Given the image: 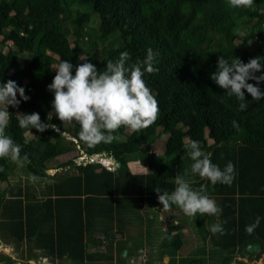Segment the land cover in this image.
Masks as SVG:
<instances>
[{"label":"trees","instance_id":"trees-1","mask_svg":"<svg viewBox=\"0 0 264 264\" xmlns=\"http://www.w3.org/2000/svg\"><path fill=\"white\" fill-rule=\"evenodd\" d=\"M237 29L245 32L242 38ZM254 38L258 43L252 51L249 40ZM73 40H78L76 46ZM149 48L157 54L154 67L158 72L145 73L143 78L158 101V119L143 132L121 128L115 133L118 139L111 143L85 145L79 140V124H62L51 106L53 92L46 86L56 73L54 64L60 62L57 55L84 53L82 62L88 59L102 72L107 61L117 60L121 52L130 54V66L143 61ZM262 53L264 0H254L251 8H233L228 0H0V84L11 79L30 97L21 100L17 108L9 105L12 114L6 132L22 145L21 155L29 157L30 163L22 168L31 177L47 182L42 197L32 187L10 190L6 184L19 164L0 158V209L10 220L2 221L1 229L19 244L26 239L30 252L41 249L62 259L66 255L79 264L110 260L113 255L87 251V237L93 235L96 225H109L105 234L114 243L118 227L130 232L131 218L127 215L131 211L142 216L145 204L162 208L154 189L171 193L176 176H183L194 181L193 188L207 185L206 194L222 209L219 215L198 213L191 220L200 241L197 251L206 254L211 264L215 259H233L250 242L260 244V252L264 251V99L253 101L245 92L248 107L240 110L237 98L210 78L221 55L247 63ZM72 64L74 74L78 64ZM259 87L264 91V82ZM18 112H37L42 122L56 124L60 131L22 129L16 119ZM166 134L163 149L156 154L152 145ZM208 134L211 143L206 142ZM188 137L198 140L221 169L228 162L234 164L236 175L230 186L213 185L191 174L193 161L184 147ZM132 143L137 147L133 152L129 150ZM71 146L80 155L108 156L115 167L98 169L89 162L78 174L49 175L51 168L44 156L52 148ZM132 159L139 160L145 169L134 171L129 164ZM75 165L71 159L56 168ZM256 217H260L259 226L247 232ZM49 220L56 223L50 232L45 226ZM213 224H221L224 234H213ZM176 227H169L162 248H181L179 233L171 234ZM93 242L102 243L99 238ZM204 258L194 257L187 263L204 264Z\"/></svg>","mask_w":264,"mask_h":264},{"label":"clouds","instance_id":"clouds-1","mask_svg":"<svg viewBox=\"0 0 264 264\" xmlns=\"http://www.w3.org/2000/svg\"><path fill=\"white\" fill-rule=\"evenodd\" d=\"M228 3L233 8H251L254 0H228ZM156 55L149 48L143 61H137L129 66L127 61L130 54L124 51L117 60L109 59L102 72L98 70L96 64L85 59L83 63L75 66L74 74L73 64L60 59L59 64L54 67L56 73L52 82L46 86L53 92L51 106L56 117L62 124L78 123L79 140L90 147L118 139L115 133L121 128L128 129L130 133L143 132L159 116L158 101L143 78L145 73L158 72V68L154 67ZM262 68L264 57L261 56L244 63L238 57L229 61L221 55L217 58L216 70L210 74V78L227 91L229 96L234 95L239 101V109L245 110L248 107L245 92L250 94L253 101L264 99V91L259 87L260 82H264ZM258 72L260 75H256ZM249 80L256 83H249ZM17 95L20 99H17ZM29 99L24 87L18 86L15 81L9 79L0 84V158H10L21 167L30 163V160L27 154L21 155L22 145L16 143L6 132L12 114L8 106L17 108L21 100ZM46 118L51 120L52 113H48ZM16 119L22 129L35 128L38 132H43L51 128L60 131L56 124L42 122L37 112L30 114L18 112ZM232 123L234 127H238L236 121ZM24 143L27 144L28 140ZM184 147L188 149V155L193 161L190 166L192 175L198 174L201 179H206L213 185L221 183L230 186L233 183L236 172L232 162H228L221 169L211 161L210 154L202 150L198 140L189 139ZM86 156L92 157L88 154ZM105 158L111 159L108 156ZM187 175L186 172L185 176ZM193 183L194 181L183 176H176V187L171 193L167 191L161 193L159 188L154 191L165 210H170L175 205L188 217L194 218L198 213L201 216L219 215L222 209L206 194L207 185L201 184L197 189L193 188ZM259 223L260 217H256L255 221L247 226V232L252 233ZM210 231L213 234H224L221 224H213Z\"/></svg>","mask_w":264,"mask_h":264},{"label":"rangeland","instance_id":"rangeland-1","mask_svg":"<svg viewBox=\"0 0 264 264\" xmlns=\"http://www.w3.org/2000/svg\"><path fill=\"white\" fill-rule=\"evenodd\" d=\"M93 24L97 27L98 22L95 20ZM238 36L242 38L245 35V32L237 29ZM8 44H11V41H8ZM78 43V40H73L72 45L76 46ZM258 41L254 38V40H249L250 44V50H255L257 46ZM83 44V43H82ZM106 45V44H104ZM101 47V46H100ZM7 50V48H6ZM98 50H100L98 48ZM259 56L264 57V53L260 54ZM58 57L61 60H67L70 63H83L82 59L86 58V55L84 53H81L79 55H76L75 57H61L58 55ZM59 63L54 64V67L57 66ZM56 70V69H55ZM264 71V68H262ZM9 108V106H8ZM186 128V127H185ZM32 131L27 132V135L31 137ZM210 137L209 134L207 135V138ZM168 138V134L163 135L155 144L152 145V150L156 152V154L161 153L163 146L165 144L166 139ZM187 139H191V137H188ZM186 140V138H185ZM212 141L211 138H208L206 140L207 143ZM130 151H136L137 147L132 143L130 146ZM85 160L82 159V156H80L78 149L74 147H57L52 148L45 156L44 161L46 164H48L49 167H57L60 163L67 162L71 159H75L76 165L72 167H68L65 169H49L48 173L57 177H64L71 174H78L80 172L81 168L89 164V162H92L94 166L98 169H100V166L102 167H114L115 161L113 159L105 158V156H92V157H84ZM107 161H106V160ZM160 162V161H159ZM130 166L134 171H142L143 167H141V162L139 160L132 159L130 161ZM82 166V167H80ZM10 182L6 185L8 188L10 187H19L20 189L23 187H32L35 192L40 194V192L44 189L45 185H47L45 178H34L31 177L25 168H22L19 166L16 170L13 171L12 174H10L9 177ZM52 183V181H51ZM203 184V183H201ZM201 184H198L199 186ZM6 186V187H7ZM193 187L196 186L195 183L192 185ZM136 209V208H135ZM175 205L172 206L170 210H165L162 207V215H163V223L165 224V220L168 219L172 213H174ZM138 214V211H137ZM134 213V210L130 212V214L127 215V217H130L131 223H135V226H129L130 232L128 230L118 227L116 231V239L113 243L112 240H110L109 237L105 234V229L109 228V225H103L98 224L96 225L95 231H93L92 236L87 237L88 240V252H94V251H100L104 254H108L109 256L113 257L110 260L104 259L103 261H94V262H87L85 264H177L180 258L184 257L185 255L192 254L195 250L196 252L193 253L189 258H192L194 255L197 258H200L202 256V253L200 251H197V242L200 241L196 239L195 233H192L190 227L188 226L186 228V235H185V243L186 247L185 250H181L178 255L175 258V255L171 257L172 253L175 251L164 249L161 247V239H154L153 242H151V239L148 240V237L146 233L144 232L145 229H143L142 234H138V227L142 225V219L144 216H139ZM116 225H114L115 227ZM165 227V225H163ZM165 230V229H163ZM156 231H162V228L156 229ZM197 232V228H196ZM198 233V232H197ZM196 233V234H197ZM183 237V235H182ZM99 238L102 243L95 245L93 242V239ZM130 241V242H129ZM129 242V243H128ZM133 242V245L131 246V243ZM127 243V246H126ZM19 243L15 242L12 238L10 239H0V263L2 264L4 261L9 262V264H28L27 261H25L24 252L26 250V247L24 244H20V246L24 249V252L17 250V245ZM188 244V245H187ZM9 246V249H8ZM195 248V250H193ZM261 248L257 250V253H254V258L247 259V262L243 260L244 264H252L253 262L255 264H264V251L260 252ZM128 253L126 255L125 253ZM124 252V253H123ZM39 253H44L43 251H39ZM163 253V254H162ZM180 257V258H179ZM55 258V257H54ZM175 259V260H174ZM256 259H259L256 260ZM210 260L208 257L204 258V264H210ZM232 262V259L230 260H221L217 263L213 264H230ZM36 264H79L74 261H70L68 259L64 260H57L53 259L48 256V258L45 257H37L36 258ZM180 264V263H179ZM234 264V262H232Z\"/></svg>","mask_w":264,"mask_h":264},{"label":"crops","instance_id":"crops-1","mask_svg":"<svg viewBox=\"0 0 264 264\" xmlns=\"http://www.w3.org/2000/svg\"><path fill=\"white\" fill-rule=\"evenodd\" d=\"M80 154V153H79ZM87 154H85V155H80V156H86ZM94 157H95V155H93ZM86 158H88V157H86ZM85 159V158H84ZM141 167H143L142 166V164L140 165ZM51 168V167H50ZM51 169H57L56 167H53V168H51ZM145 169V167H143V169H142V171ZM49 175H51V174H49ZM51 176H53V175H51ZM10 188V187H9ZM18 189H20L19 187H17ZM24 188V187H23ZM25 188H26V186H25ZM11 189H16L15 187H11ZM46 189V185H45V187H44V189L43 190H45ZM8 191H9V189H8ZM9 193H11V191H9ZM37 195H38V197H42V196H40V194H41V192H40V194H38L37 192H35ZM0 195H1V192H0ZM46 198L47 197H45V199H44V201L46 200ZM141 210H142V212H144L143 213V215H144V219H143V221H142V225L144 224V226H143V228L141 229V230H138L139 232H138V234H142V231H143V229H145V233H146V235H147V237H148V240L149 239H151V242H153L154 241V239H158V238H160L161 239V242L160 243H162L163 242V240H164V237H165V233L166 232H168V230H169V227L171 226V225H173V226H177L176 228H175V230H173L172 231V235H176V234H178L179 233V238L181 239V242H182V245H181V248L179 249V250H176L174 253H172L171 255V257H173L174 255H175V258H176V256L178 255V253L182 250H185V245H186V243H185V235H186V228L189 226L190 227V229H191V231H192V233H194V231H193V229L191 228V220H193L194 218L193 217H188V216H186L184 213H183V211L181 210V209H179L178 207H175V210H174V213H172L169 217H167L168 219H166L165 220V224L163 223V215H162V213H163V211H162V208H160V206H156V207H152V208H150V206L149 205H147V204H145V206H143V209L141 208ZM2 209H0V224L2 223V221H4V222H10V220H7L8 218H4L5 216H3L4 215V213L2 214ZM173 216V217H172ZM207 216V215H206ZM172 217V218H171ZM12 221H14V220H12ZM127 224H129L130 223V220L129 221H127L126 222ZM136 224H129V226H135ZM142 225H140V227L142 226ZM163 225H165V227H163ZM46 227H47V230H48V232H50L51 231V229L54 227H56V223L54 222H52V221H48L47 223H46V225H45ZM128 226V225H127ZM209 226V225H208ZM137 227H139V226H137ZM140 227H139V229H140ZM157 227L158 228H162V231H156V229H157ZM10 228V227H9ZM27 228V225H25V229ZM18 229H19V227H18ZM163 229H165V230H163ZM182 235H183V237H182ZM10 235H8V232L7 231H4V230H2L1 229V226H0V239L2 238V239H10ZM130 242V241H129ZM155 242V241H154ZM209 243V241L207 240L206 241V244L208 245V243ZM198 243V242H197ZM21 244H24L25 245V247H26V250H25V252H24V249L20 246V244H18L17 245V250L19 249L20 251H22V252H24L25 254H24V257L25 258H23V259H25V261H27V263L28 264H30V263H32V264H36V258L37 257H45V258H48V256L49 257H51V258H53V259H57V260H64V259H66L67 258V256L66 255H64V258L62 259V258H60L59 256H56V255H54V254H50L48 251V253L49 254H45V253H39L38 254V252L39 251H42L41 249H36V250H31V252L29 251V246H28V243H27V240L25 239L23 242H21ZM249 244H253V243H249ZM249 244H247L246 245V247L243 249H241V252H240V254H236L235 256H234V258L232 259V262H234V264H243V260L244 261H246L247 262V259H249V258H254V253H257L258 251H255L254 253H248L247 252V250H246V248H247V246L249 245ZM258 244V243H257ZM133 245V243H131V246ZM188 245V244H187ZM200 245H199V243L197 244V248L199 247ZM259 246H260V244H259ZM162 247V246H161ZM260 248H261V246H260ZM8 249H9V246H8ZM165 249V248H164ZM237 249H239V248H237ZM169 250V249H168ZM193 250H195V248L193 249ZM173 251V250H172ZM94 252H96V251H94ZM100 252V251H99ZM196 252V250L193 252V253H195ZM102 253V252H101ZM128 253H129V251L126 253V255H128ZM192 253V254H193ZM163 254V253H162ZM192 254H188V255H185L184 257H182V258H180V260L178 261V263L177 264H190V263H187V262H189V261H191L194 257H195V255L192 257V258H189ZM207 257V255L205 254V255H202V257ZM55 257V258H54ZM201 257V256H200ZM176 259H178V258H176ZM175 260V259H174ZM215 261H217V259H215L214 260V262L213 263H215ZM258 261H259V259H258ZM232 262L230 263V264H232ZM217 263H218V261H217ZM210 264H211V262H210ZM252 264H255L254 262L252 263ZM259 264V263H258Z\"/></svg>","mask_w":264,"mask_h":264},{"label":"water","instance_id":"water-1","mask_svg":"<svg viewBox=\"0 0 264 264\" xmlns=\"http://www.w3.org/2000/svg\"><path fill=\"white\" fill-rule=\"evenodd\" d=\"M69 137L73 139L72 136H69ZM95 155H96V156H101L100 153L95 154ZM259 248H260L259 244H257V243H253V244H249V245L247 246L246 250H247L248 253H254L255 251L259 250ZM125 254H126V253H125Z\"/></svg>","mask_w":264,"mask_h":264},{"label":"flooded vegetation","instance_id":"flooded-vegetation-1","mask_svg":"<svg viewBox=\"0 0 264 264\" xmlns=\"http://www.w3.org/2000/svg\"><path fill=\"white\" fill-rule=\"evenodd\" d=\"M1 264V263H0ZM2 264H9V262H7V261H4ZM30 264H32V263H30Z\"/></svg>","mask_w":264,"mask_h":264},{"label":"built area","instance_id":"built-area-1","mask_svg":"<svg viewBox=\"0 0 264 264\" xmlns=\"http://www.w3.org/2000/svg\"><path fill=\"white\" fill-rule=\"evenodd\" d=\"M84 157H87V156H82V159H83V160H85ZM109 167H110V166H109ZM110 168H113V167H110Z\"/></svg>","mask_w":264,"mask_h":264},{"label":"bare ground","instance_id":"bare-ground-1","mask_svg":"<svg viewBox=\"0 0 264 264\" xmlns=\"http://www.w3.org/2000/svg\"><path fill=\"white\" fill-rule=\"evenodd\" d=\"M106 160V159H105ZM107 161V160H106Z\"/></svg>","mask_w":264,"mask_h":264}]
</instances>
